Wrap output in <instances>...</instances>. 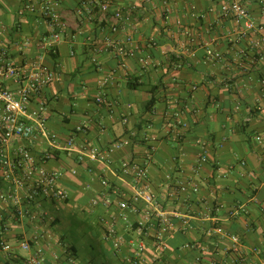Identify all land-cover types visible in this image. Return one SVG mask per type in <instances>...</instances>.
Here are the masks:
<instances>
[{
    "label": "crops",
    "instance_id": "crops-1",
    "mask_svg": "<svg viewBox=\"0 0 264 264\" xmlns=\"http://www.w3.org/2000/svg\"><path fill=\"white\" fill-rule=\"evenodd\" d=\"M23 1L0 0V25L5 27L1 40L19 64L43 53L40 43L51 28L41 13L43 0H36L35 11L21 15ZM85 1L81 15L76 13L79 0H62L56 9L67 26L56 52L43 58L56 70L55 81L41 98L47 105V125L62 143L69 137L101 148L118 139L127 142L114 153L110 169L88 163L93 171L75 153L45 143L34 146L47 168L63 173L60 185L69 197L44 202L34 220L12 218L0 201L13 253L32 255L36 245L26 252L19 243L44 233L40 245L53 264H129L128 245L115 251L103 240V209L91 210L90 201L104 189L102 176L122 180L120 164L139 153L142 144L136 142L147 137L157 147L150 165L153 191L165 211L178 214L167 241L168 264H196L198 258L200 264H264V62L257 60L259 54L254 56V35L237 39L235 21L220 17L223 0H144L137 3L138 27L130 31L137 56L151 55L148 63H141L105 50L112 33L99 18L103 0ZM134 2L115 0L112 9ZM244 2L264 23V0ZM240 49L247 55L240 57ZM106 78L104 102L98 103L99 86ZM151 99L154 104L148 110ZM79 126L84 131H78ZM198 140L207 144L205 162ZM190 180L198 192L176 190L179 182ZM122 231L127 240L133 236ZM234 234L241 237L243 261L231 250ZM84 247L97 252L96 260L83 259ZM152 252L148 243L146 261ZM0 254V264L18 261Z\"/></svg>",
    "mask_w": 264,
    "mask_h": 264
},
{
    "label": "built area",
    "instance_id": "built-area-1",
    "mask_svg": "<svg viewBox=\"0 0 264 264\" xmlns=\"http://www.w3.org/2000/svg\"><path fill=\"white\" fill-rule=\"evenodd\" d=\"M142 1L144 0H135L134 3L112 9L115 0H103L99 4V18L101 22L109 25L112 33L104 42L105 50L117 57H135L141 63H148L152 59L151 55L137 56L136 49L130 46L131 32L137 29L139 22L137 3ZM61 2L62 0H43L40 3L41 13L48 18L51 28L40 43L43 53L24 64L17 63L3 44L1 35L5 27L0 25V201L6 203L12 218L38 219L37 210L44 202L65 201L69 197V193L60 185L63 173L47 168L40 157L34 154L32 149L38 143H45L55 150L75 153L80 163L99 164L106 170L113 164L114 153L127 142L118 139L101 148L88 146L87 142L69 137L62 143L61 136L48 128L47 105L41 98L45 89L55 81L56 70L45 63L43 58L45 53L56 52L61 32L67 26L56 11ZM82 4L87 8L86 1ZM36 5V0H24L19 13L23 15L26 10L35 11ZM83 11L81 6L76 7V13L81 15ZM219 14L220 17L233 19L238 25V40L250 34L254 35L251 41L254 56L259 54L257 60L264 62V23L251 15L244 0H223ZM178 25L182 26L181 20ZM184 32L188 35L187 30ZM28 44L26 42L23 47ZM247 52L240 49L238 54L240 57L246 56ZM215 57L223 58L221 53H216ZM252 60L255 61L256 58ZM107 83V78L100 83L101 91L96 97L98 103L104 102L102 90ZM10 84L16 85V88H10ZM260 87L264 94V78L260 80ZM36 102L37 105L34 106ZM77 130L84 131V126H79ZM130 137H137V134L131 133ZM257 139L262 140L259 136ZM136 143L142 144L141 151L123 160L119 166L124 175L122 180L118 182L102 176L104 189L100 196L91 199L90 209H103L100 219L102 238L115 251L128 245L129 264H142L146 261L144 257L148 254V243L152 245L153 252L148 255L147 264H168L167 241L176 230L173 216L178 214L165 211L152 188L150 165L157 151L156 145L149 142L147 137H139ZM198 144L202 150L201 162H205L208 159L207 144L204 140H198ZM90 164L89 171H93V165ZM72 173L75 174L76 170H72ZM177 186L176 190L180 192L199 191L192 180L181 181ZM122 228L132 232L131 239L125 238ZM8 229L6 220L0 215V252L7 256L8 261L16 257L19 262L10 264H53L47 259L46 251L40 245L44 233H36L30 239L19 243V248L26 252H30L32 246L36 245L33 254L24 257L17 252L13 253L14 246L6 236ZM213 230L220 231L221 228L214 227ZM230 239L231 250L243 261L241 237L234 234L230 235ZM199 262L198 258L196 264H200Z\"/></svg>",
    "mask_w": 264,
    "mask_h": 264
},
{
    "label": "rangeland",
    "instance_id": "rangeland-1",
    "mask_svg": "<svg viewBox=\"0 0 264 264\" xmlns=\"http://www.w3.org/2000/svg\"><path fill=\"white\" fill-rule=\"evenodd\" d=\"M81 255H82V257H83L84 260L85 259H88V260H90V259L96 260V258L98 256V254H97L96 251H94V250H92L90 248L88 249L87 247H84L82 249Z\"/></svg>",
    "mask_w": 264,
    "mask_h": 264
},
{
    "label": "trees",
    "instance_id": "trees-1",
    "mask_svg": "<svg viewBox=\"0 0 264 264\" xmlns=\"http://www.w3.org/2000/svg\"><path fill=\"white\" fill-rule=\"evenodd\" d=\"M83 1H85V0H79V6H81L82 9L85 10L86 7L83 6V4H82ZM153 104H154V99H151V100L148 102L147 109H148V110H151V107L153 106ZM5 264H8V263H5ZM9 264H10V263H9ZM20 264H22V263L20 262Z\"/></svg>",
    "mask_w": 264,
    "mask_h": 264
}]
</instances>
